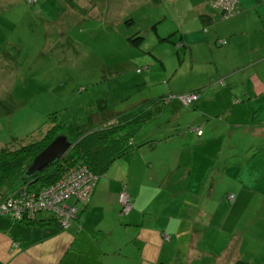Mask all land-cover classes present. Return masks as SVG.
Wrapping results in <instances>:
<instances>
[{
    "label": "rangeland",
    "instance_id": "rangeland-1",
    "mask_svg": "<svg viewBox=\"0 0 264 264\" xmlns=\"http://www.w3.org/2000/svg\"><path fill=\"white\" fill-rule=\"evenodd\" d=\"M73 1L77 6L66 0H21L15 12L0 18L11 29L0 31V40L11 33L23 41L14 64L0 65L5 83L0 152L11 163L0 167V191L22 185L32 146L58 123L65 127L56 135L71 140L75 131L116 121L140 102L161 96L166 102L134 134L135 148L112 165L120 171L143 163V210L162 205L164 217L179 220L176 238L162 252L170 233L163 239L159 229L161 237L150 239L143 264L149 259L155 264H233L237 259L264 264V146L245 143L241 131L224 132L237 112L239 89L250 84L248 74L226 72L263 47L264 0H236L233 12L223 17L216 0ZM231 29L250 32L227 45L230 36L224 34ZM135 33L143 37L137 47L127 40ZM195 90L203 96L192 106L188 98ZM200 114L203 136L188 128L202 121ZM211 134L221 143L228 138L239 143L229 155L211 160L208 149L215 153L220 145L198 142ZM12 139L17 141L6 147Z\"/></svg>",
    "mask_w": 264,
    "mask_h": 264
},
{
    "label": "crops",
    "instance_id": "crops-1",
    "mask_svg": "<svg viewBox=\"0 0 264 264\" xmlns=\"http://www.w3.org/2000/svg\"><path fill=\"white\" fill-rule=\"evenodd\" d=\"M106 1L108 2V0ZM244 1L242 0V2ZM20 4L21 0H0V18L6 13L15 12ZM10 30L8 26L0 24L1 32ZM244 31L250 32V30L235 29L227 31L224 34L230 36L227 45H233L236 35L244 33ZM215 34L222 36L217 29ZM6 37V40H0V65L6 62H11L13 65L16 61L15 58L19 56L18 47L22 45L23 41L18 40L15 36L11 37V33H7ZM207 39L209 38L207 37ZM251 45L255 48L253 44ZM252 51L255 54L245 58V60H249L248 62L226 72L229 76L240 74V77H245L248 74L250 84L239 89L238 95L241 100L239 103H236L238 100H234V104L238 106L237 112L234 110V120L227 123L228 129L224 132L241 131L246 135L245 143L264 146V78L260 76L264 75V72L261 71L264 65H262L264 44L262 48L260 46L250 52ZM246 53V51L243 52V54ZM39 60L42 64L46 59L42 57ZM1 69L2 66L0 72ZM3 84L5 83L2 82L0 75V87ZM0 94H3V91H0ZM202 96L203 94L200 93L199 101ZM2 104L0 99V110ZM227 107L226 113L228 114L233 108L231 103ZM251 114L252 117L249 120ZM199 118L201 117L199 116ZM45 126L46 122L38 129H34L35 131L32 130L31 136ZM204 133L205 129L201 136ZM211 141L212 144L220 145L215 148V153L212 152V149H208L209 158L216 159V161H218V156L229 155L228 150L236 149L239 143L234 142L232 138L225 139L221 143L219 138L213 134L198 140L201 143ZM126 155L127 153L116 160ZM113 163L99 176L85 206L84 204H81L80 207L78 205V210L81 212L80 218L72 222L66 229L51 223H44V225L16 223L11 217L0 215V264H143L147 243L153 242L150 240L151 238L159 239L161 237V233L158 234L159 229H162L161 232L163 231V239H165V233H170L169 239L161 246L160 252L168 244H171L177 236L175 233L179 231V220L173 223V219L164 217L165 209L162 205L143 210V163H140L142 166L140 169L123 166L120 171L113 170ZM123 184L130 195L133 206L129 213L119 219V216L124 215L119 211L118 202V195L123 189H121ZM9 192L7 189L1 190L0 199ZM149 227L152 229L149 230ZM144 234L146 237L143 236ZM146 261H149V264H155L150 259Z\"/></svg>",
    "mask_w": 264,
    "mask_h": 264
},
{
    "label": "trees",
    "instance_id": "trees-1",
    "mask_svg": "<svg viewBox=\"0 0 264 264\" xmlns=\"http://www.w3.org/2000/svg\"><path fill=\"white\" fill-rule=\"evenodd\" d=\"M66 2L72 5H76L73 0H66ZM209 20H211V17L206 16V21ZM142 39L143 37L138 33L132 34L127 37L128 42L135 47L140 44ZM192 93L197 95V98L190 102L191 104H194L198 100L200 91L195 90ZM176 99L179 100V98ZM165 102L166 98L161 96L159 98L147 99L135 105L127 112L119 114L116 121L110 122V120L109 123L102 125L101 127L73 132V136H71L70 140V147L58 161H56L53 165L47 167L34 180H23L21 173L22 185L13 191L19 190L22 186L26 187L20 192L25 191L26 193H28L33 190L40 191L42 190V188H46L54 184V182L58 180L60 175L70 166L79 163L87 165V167L92 172L101 176L102 173L105 172V170H107V168L117 158L123 156L124 154L130 152L132 149L135 148V143L133 141L134 134L140 129V127L143 126L145 122L153 118L159 112L161 105L163 106ZM186 107H189V105ZM199 116L201 118L198 117V119H201L202 121L199 124L194 123L189 125L188 127L189 130L195 133L197 136L202 135L203 126L205 123L203 115L200 114ZM47 119H49V121H53L51 120V117ZM64 127V123H58L54 127V129H51L47 132L44 140L38 141L36 144H34L30 152L31 158L33 159L34 156H36L56 136L58 131ZM198 131H200V134H198ZM15 141L17 140L12 139V141H10L6 147H12ZM4 154L5 152H0V167L11 168V163L6 162V160L4 159ZM18 154L19 156H21L20 153ZM123 188H125V186ZM11 193L12 192L1 198L0 204L5 202V200L10 196ZM27 197H30V195H27ZM82 204H84L85 206V203ZM80 215L81 212L77 210L73 222L77 221L80 218ZM7 216L11 217L12 220L20 223L36 225H44V223H51L61 228L59 225V218H56L52 214L44 213L43 211L37 212L36 214L26 211L25 213H21V217H12L9 214H7ZM233 264L254 263L237 259Z\"/></svg>",
    "mask_w": 264,
    "mask_h": 264
},
{
    "label": "built area",
    "instance_id": "built-area-1",
    "mask_svg": "<svg viewBox=\"0 0 264 264\" xmlns=\"http://www.w3.org/2000/svg\"><path fill=\"white\" fill-rule=\"evenodd\" d=\"M213 3L223 17L233 12L236 0H216ZM196 98L197 95L191 93L188 100L192 101ZM98 179L99 175L83 163L70 166L54 184L40 191L20 192L26 186L13 191L5 202L0 204V215L9 214L12 217H21V213L26 211L34 214L43 211L59 218L60 227L66 229L74 221L78 210L76 204L88 202ZM118 202L121 205L122 214H127L132 209L133 203L125 188L120 191Z\"/></svg>",
    "mask_w": 264,
    "mask_h": 264
},
{
    "label": "water",
    "instance_id": "water-1",
    "mask_svg": "<svg viewBox=\"0 0 264 264\" xmlns=\"http://www.w3.org/2000/svg\"><path fill=\"white\" fill-rule=\"evenodd\" d=\"M70 147V140L65 134L56 135L25 167L23 180H34L47 167L58 161Z\"/></svg>",
    "mask_w": 264,
    "mask_h": 264
}]
</instances>
